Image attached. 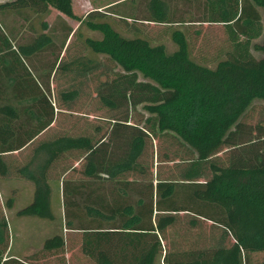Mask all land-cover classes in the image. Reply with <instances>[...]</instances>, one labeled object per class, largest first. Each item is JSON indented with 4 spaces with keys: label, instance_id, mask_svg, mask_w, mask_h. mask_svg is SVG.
<instances>
[{
    "label": "trees",
    "instance_id": "obj_1",
    "mask_svg": "<svg viewBox=\"0 0 264 264\" xmlns=\"http://www.w3.org/2000/svg\"><path fill=\"white\" fill-rule=\"evenodd\" d=\"M214 2L206 17L222 24L228 44L211 50L210 57L182 32L174 34L172 51L163 41L126 36L97 17V10L82 20L98 32L84 39L88 54L69 60L58 59L72 29L69 24L62 26L65 37L58 40L41 31L22 39L16 26L0 23L1 176L11 170L4 154L32 145L60 109L72 110L78 88L60 90L54 99L49 85L53 68L92 71L99 66L96 56L103 54L121 70L96 84L100 103L111 110L141 104L152 114L138 125L123 112L106 126L95 125L99 136L86 134L80 126L75 132L73 126L32 145L31 155L14 167L33 185L31 199L16 209V216L56 218L54 166L70 151L81 160L61 184L65 225L79 231L80 248L94 264H252L251 254L264 251V125L244 123L240 117L253 99L264 100V25L259 11H264V0ZM49 4L72 13L71 0H3L0 8L31 10L24 17L32 12L42 17ZM32 49L50 50L43 73L32 64L36 53H27ZM152 121L195 152L180 179L155 177L143 161L151 145L145 126ZM223 146L229 148L228 161L210 160ZM14 201L10 195L0 204L1 254L10 241L5 209ZM181 211L220 224L222 242L198 246L174 236ZM64 245V235L54 232L38 250L7 253L0 264H39L38 259L49 255L65 264ZM43 264L51 262L44 259ZM256 264H264V257Z\"/></svg>",
    "mask_w": 264,
    "mask_h": 264
},
{
    "label": "rangeland",
    "instance_id": "obj_2",
    "mask_svg": "<svg viewBox=\"0 0 264 264\" xmlns=\"http://www.w3.org/2000/svg\"><path fill=\"white\" fill-rule=\"evenodd\" d=\"M2 1L3 0H0V2ZM79 1L81 0H75V2H77V6L75 8L77 15H74L73 13L70 14L74 21L80 22L81 20L73 34H76V32H81L85 35L86 33H89V29L85 24V21L82 20L87 15V11L79 7ZM96 4L97 2L94 0V8L96 7ZM103 10H105V8ZM7 11L10 12V16L13 15L16 19L14 22V26L16 27L14 29L19 30L18 33H23L22 36H24L26 30H23L26 28L28 29V26L24 24L20 26L21 15L19 14L24 15L25 12L30 11L22 10L23 13H19L18 11L12 9H8ZM259 11L261 13L264 25V11L262 8H259ZM54 15V12H51L49 15H47L46 18L49 19ZM106 16L111 17L113 15H110L109 13ZM113 18L116 17L113 16ZM72 24L73 26L76 25L75 23ZM33 26H36L34 28L35 32L40 29V27L35 24ZM43 31L47 32L46 30ZM157 35L158 34H156V32H151L150 34L152 38H155ZM164 35L165 34H161L159 35V37L164 38ZM198 38L199 41L197 47L202 48L203 51L205 50L207 56L209 57V53L211 52V50L215 51L218 46H225L226 44H228L227 41L225 42V40H227L226 34L223 30L222 24L220 23H204L202 30L198 33L197 39ZM20 39L21 38H18V40ZM22 39L24 38L22 37ZM68 46L67 56L63 57L64 60H67L68 56H70V51L74 46V41H72ZM80 48H83L84 51H86V53L88 54V49L84 43ZM255 53L259 54V52ZM96 58L99 61V66L97 67V69H94L92 71L76 72L74 70H71L70 72H60L61 69H57L58 72L57 74H55L54 80L61 84L62 87H55L53 89V93H51L52 97H55L54 99H56L60 90L73 87L78 88V95L75 99L76 101L70 106L72 110L62 109V111H58L56 120L48 129H46L41 135H39V137L35 141H33V143H31L33 146L43 138L45 139L48 137H52L53 133L56 134L58 132L73 129V126L77 127L75 132L79 131V126L83 127L84 130H86V128H88L90 124L94 126H106L108 122L107 120L111 119L112 116L120 115L123 112H127L130 120L129 122H136V124L138 125H144L146 118L152 116V114L148 112L141 104L127 106L126 108L123 107V109L111 110L100 103L98 97L96 96V84L106 77L114 76L117 71L121 69L103 54H100V56L97 55ZM240 120L244 123L264 125V100L260 98L253 99L241 115ZM60 125L62 126V128ZM145 127H147V130H149L150 132L149 143H151V145L147 147V152L143 157V161L146 164L150 165L153 176L159 178L180 179L181 173L191 165V160L195 156V152L184 142H182L179 137H177V135H175L173 132L169 130L158 129L155 122L152 121ZM32 145H28L21 150H14L12 152L4 154L8 163L11 164V170L5 176L0 175V204L3 205L5 199L10 195L15 199L11 209H5L9 214V228L11 230V237L13 236V246L8 252L11 254L16 253L19 255H23L21 254L22 246H24L23 249H25L22 252H25V254H30L35 250H38L42 245L43 237L53 232L60 225L57 219L49 220L34 216L15 215L16 209L23 206L30 200L33 185L30 181H26L27 179L25 180V178L19 176L15 172L14 167L17 164H21L24 161V158L31 155ZM228 155V146H223L220 150H218L211 156L210 160L219 163H226L228 161ZM202 178L203 177H200V179ZM53 204L54 210L57 209L58 213L61 205L60 202L54 200ZM179 217L180 218L178 220V223L173 229V234L177 237L184 236V239L188 240L187 242H185V244H187L189 241H193L197 243L198 246H205L222 242V226H219L218 228L213 225L208 226V221H205L203 219L205 224H201L195 228H191L186 225L185 221L187 217L185 215H181V213H179ZM169 235L171 236V234ZM2 256L3 254L0 253V258ZM263 257L264 251L253 252L251 254L252 264H256ZM43 260L44 259L42 258L41 262L39 261V264H43ZM47 260H50L51 264L55 263V257L52 255H49L46 258V261Z\"/></svg>",
    "mask_w": 264,
    "mask_h": 264
},
{
    "label": "crops",
    "instance_id": "obj_3",
    "mask_svg": "<svg viewBox=\"0 0 264 264\" xmlns=\"http://www.w3.org/2000/svg\"><path fill=\"white\" fill-rule=\"evenodd\" d=\"M95 1L97 2L95 8H94V0H81L78 2V5L80 8L86 10L87 13L92 10L100 11V14L97 15V17L100 16L101 19H106L110 21L117 30H119L121 33L125 34L126 36L139 35V36H145L152 40L158 39V40H154L155 42L163 41L166 45V48L169 51H172L176 48L174 34H179L181 32L184 33L186 39L194 40V44L197 47L199 41V38L197 39L198 33L199 31L202 30L203 24L206 22L219 23L217 21L207 20L205 13V11L208 8H214L213 5L215 3L214 2L215 0H110V1L95 0ZM71 5H72L71 6L72 13L74 15H77V12L75 11L77 2H75V0H71ZM104 8L105 10H103ZM7 10L8 9L6 8H0V23L5 26H12L14 25L16 19L13 15L10 16V12H8ZM29 11L31 12V10ZM51 12H54L55 15L49 19L46 18L47 15H49ZM109 13L110 15H113L116 18H113V16L111 17L106 16ZM152 14L155 15L156 20L152 19L151 17ZM21 16H20L21 18L20 23L22 25L35 24L39 26L40 29L42 30L41 31L39 29L37 31L44 32L43 30H46L49 34H51V39L52 38L54 39L56 37L58 40H62L61 39L62 36L65 37V34L62 30V26L64 24H69L72 26L70 33L67 34V37L65 39V45L61 50V52L59 53L58 59L67 56V50L69 47L68 45H70L72 41H74V46L70 51V56H68L67 60L79 54L86 53V51H84L83 48H80L81 45L84 43V39L87 36H93L94 34L98 35V32L93 31L88 26L87 27L89 29V33H86L84 35L81 32H76V34H73V32L75 31L77 25H79L81 20L80 22L74 21L71 15L64 13L63 11H61L52 4H49L48 13L45 14V16L40 17L41 15H38L36 12H32L28 17H24V15ZM42 22L46 23V27H41ZM72 23H75L76 25L74 24L75 26H73ZM25 30L26 33H24V39H29L31 38V36L35 35V31L33 30L32 27L31 28L28 27V29H24L23 31ZM151 32H156V34L158 35L155 38H152V36H150ZM161 34H165L164 35L165 37L164 38L159 37V35ZM27 53L28 55L36 53L35 54L36 56L33 55V57H31L32 64L35 66L38 72L43 73L44 70H46V67L48 66L46 61L49 60L48 56L50 50L49 51L40 50L36 52L34 51V49H32L27 51ZM57 72L58 70L53 68L49 76V85L52 91L55 87L56 88L62 87L61 84H59L57 81L54 80V76L55 74H57ZM60 72H67V71L61 70ZM62 109H60V111H62ZM93 126L94 125L90 124L89 127L86 128L84 132L86 134L99 136L101 134L100 131L96 130ZM52 135H55V133H53ZM80 160L81 157H77L76 154L73 155V153H70V151L65 152L60 158H58V160L55 163L54 166L55 175L54 178L52 179V184L54 186L53 201L57 200L58 202H60L61 205L58 213H57V209L54 210L56 215L55 219L59 221L60 225L50 234L54 232H60L64 235V239H65V245L63 249L64 252L61 254L62 257H64L65 259V264H94L93 260L88 258L80 248L81 240H80L79 231L77 229H73V228L68 229L67 227H65L63 193H62L61 184H62L63 176L65 174H69L71 167L80 165ZM26 181H30V180L27 179ZM31 197H32V192H31ZM5 212L9 219V214L7 213L6 210ZM180 213L181 215H185L187 217L185 221L186 225L191 228H195L201 224H205L204 220L208 221L207 223L208 226L213 225L217 228L221 226L220 224L215 223L210 219H204L202 216L197 215L195 213L186 212V211H181ZM9 227H10V219H9ZM46 236H44L43 239ZM12 238L13 236L11 237V230H10L9 246L6 250V253H3V256H6V254L13 246ZM23 248L24 246H22L21 248L22 249L21 254H25V252H22L25 250ZM12 254L19 255L16 253H12ZM42 258L46 259L45 257ZM42 258L38 259V261L41 262ZM55 263L57 264L56 260ZM155 264H164V263L162 261L161 262L157 261Z\"/></svg>",
    "mask_w": 264,
    "mask_h": 264
}]
</instances>
